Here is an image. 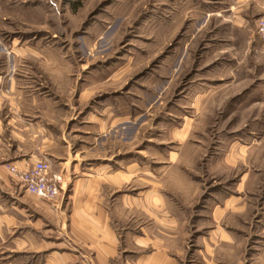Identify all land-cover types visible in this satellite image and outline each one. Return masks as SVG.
<instances>
[{
    "label": "crops",
    "instance_id": "0c3cea01",
    "mask_svg": "<svg viewBox=\"0 0 264 264\" xmlns=\"http://www.w3.org/2000/svg\"><path fill=\"white\" fill-rule=\"evenodd\" d=\"M263 10L264 0L193 4V15L200 14L193 18L194 31L189 39L177 41L176 49L162 51L161 76L175 71L174 60L191 59L186 51L191 42L209 21L219 19L208 33V42L214 41L204 55L213 60L208 75L230 77L232 83L222 90L247 80L248 71L234 67L232 55L217 54L216 38L221 34L227 45L262 50L254 30ZM182 11L177 29L190 10ZM89 33L83 42L100 32ZM27 40L13 37L0 47V264H231L213 259L219 245L231 248L240 242L234 230L220 223L232 220L234 211L244 206L243 197L231 191L197 206L193 215L199 244L193 251L201 260L186 262L183 243L175 245L185 236L189 206L171 198L167 188L197 185L187 174L198 154L191 119H183L178 127L150 119L141 135L139 128L154 107L153 96L147 87L144 94L138 92L127 78L132 68L121 67L120 57L106 63L96 58L97 52L58 51L55 40L39 35ZM179 68L178 63L177 73ZM242 75L247 77H232ZM146 83L153 85V80ZM214 84L203 91L216 92ZM255 93L259 100L264 79H252L227 107ZM232 154H220L223 163L232 162ZM220 156L211 166H217ZM211 158L205 161L211 164ZM38 160L48 161L62 176L55 203L25 192L7 170L8 164L25 169ZM238 183L235 192L240 193ZM255 222L252 234L257 239L240 264H264V212Z\"/></svg>",
    "mask_w": 264,
    "mask_h": 264
},
{
    "label": "rangeland",
    "instance_id": "374dc122",
    "mask_svg": "<svg viewBox=\"0 0 264 264\" xmlns=\"http://www.w3.org/2000/svg\"><path fill=\"white\" fill-rule=\"evenodd\" d=\"M212 1L0 0V47L7 46L6 41L10 42L13 37L20 38L22 42L35 34L45 37L47 41L55 40L53 42L58 51L84 54L88 51L97 52L96 58L106 63L120 57L121 67L129 65L132 68L127 78L131 83H136L138 92L144 94L147 87L153 96L154 107L150 108L151 116L146 124L139 128L141 135L146 134L150 119L153 122L157 119L163 124L168 121V127H178L183 119L190 118L191 137L196 139L198 154L187 174L197 185L182 190L167 188L171 198L179 197L189 206L186 211L185 236L179 237L175 245L183 243L186 262L201 260L199 254L193 251L199 245L194 237L197 231L192 227L193 215L197 206L208 205L209 199L231 191L243 197L244 206L234 211L232 220L222 219L220 223L234 230L240 242L231 248L219 245L213 253V259L240 264L247 256L253 240L257 239V234H252L255 231L252 227L256 226V219L264 212V93H259V100H256L255 93L243 99L241 104L235 101L237 104L235 106L234 103V107H227V104L252 79H264V48L262 46V50L251 52L239 44L230 46L222 42L223 38L218 34L217 54L227 57L232 55L237 61L234 67L243 72L248 71V81L222 90L232 80L227 76L210 77L208 68L213 60L204 56L214 46V41L208 42V33L220 21L212 19L197 32L198 38L191 42L190 47L185 46V50L189 47L186 51L191 54V59L174 60L171 66L175 69L174 73L171 71L167 76L160 74L162 51L166 54L176 49L177 41L189 39L194 31L193 18L196 20L200 14L193 15L192 5H208ZM183 9L190 11L184 13L185 22L177 29L176 19L178 14H183ZM90 22L96 23L90 28ZM93 29L100 33L93 35L91 42H83ZM82 58L85 61V57ZM178 63L180 70L177 73ZM245 76L232 77L237 80ZM151 79L153 85L146 83ZM215 81L219 90L210 93L208 90L203 91L210 83L214 86ZM191 95L192 99L200 98L196 105V99L189 100ZM210 95L212 99L203 104L209 100ZM169 146L173 148L176 145ZM226 150H233L234 154L230 156L232 162L227 165L223 163V156H220ZM217 153L218 156H214ZM219 156L221 159H217L220 161L217 166H211ZM208 157H212L211 164L205 161ZM237 183L240 193L235 192Z\"/></svg>",
    "mask_w": 264,
    "mask_h": 264
},
{
    "label": "built area",
    "instance_id": "2783aa9c",
    "mask_svg": "<svg viewBox=\"0 0 264 264\" xmlns=\"http://www.w3.org/2000/svg\"><path fill=\"white\" fill-rule=\"evenodd\" d=\"M256 34L264 48V12L255 21ZM10 174L19 182L25 192L45 201L55 203L61 193L62 176L51 170L46 160H38L25 169L6 165Z\"/></svg>",
    "mask_w": 264,
    "mask_h": 264
}]
</instances>
